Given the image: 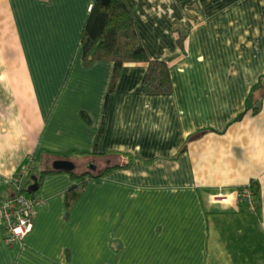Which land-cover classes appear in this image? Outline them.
Returning a JSON list of instances; mask_svg holds the SVG:
<instances>
[{
  "label": "crops",
  "instance_id": "obj_1",
  "mask_svg": "<svg viewBox=\"0 0 264 264\" xmlns=\"http://www.w3.org/2000/svg\"><path fill=\"white\" fill-rule=\"evenodd\" d=\"M125 2L173 92L147 94L148 64L126 63L96 144L112 65L81 61L94 0H0V196L28 166L37 200L12 243L0 207V264H264V0ZM94 150L135 162L68 212L71 171H45L86 170ZM251 183L255 212L237 197Z\"/></svg>",
  "mask_w": 264,
  "mask_h": 264
},
{
  "label": "trees",
  "instance_id": "obj_2",
  "mask_svg": "<svg viewBox=\"0 0 264 264\" xmlns=\"http://www.w3.org/2000/svg\"><path fill=\"white\" fill-rule=\"evenodd\" d=\"M186 36L187 33H181L178 38L181 47L184 45ZM80 47L81 61L86 68L100 62L110 63L112 65V73L107 86L104 103L103 121L97 134L96 144H98L100 136L104 131L107 101L109 96L115 91L122 68L126 63L145 62L148 64V70L143 81V87L147 94H170L173 92L168 61L154 59L149 55L137 30L135 16L125 0H94L84 27ZM261 87V84L258 85L256 90L258 89L257 91H259ZM252 100L253 98L251 96L249 102ZM184 150L185 147H182L179 153ZM79 153L86 154L85 152ZM88 153L94 158H101V164L105 160L106 166L103 167L102 165L103 168L99 171L86 169L70 172L74 184L66 193L68 212L81 198L91 180L95 179L100 181L108 171L118 168H129L135 162V156L130 153L110 151L108 154L107 152L100 153L96 150ZM110 153L112 155H119L120 157L118 156L116 161L108 162V155H111ZM57 157L63 158L67 157V155H59ZM100 162H98L99 165ZM59 171L62 170L51 169L45 172ZM25 186L22 193L35 198L36 191L30 190L29 187L27 188V184ZM251 187L254 190L256 198L259 200V186L256 183H251ZM15 196V192L6 197L0 196V207L6 200ZM244 210L247 211L246 209Z\"/></svg>",
  "mask_w": 264,
  "mask_h": 264
},
{
  "label": "built area",
  "instance_id": "obj_3",
  "mask_svg": "<svg viewBox=\"0 0 264 264\" xmlns=\"http://www.w3.org/2000/svg\"><path fill=\"white\" fill-rule=\"evenodd\" d=\"M26 167L23 168L25 170ZM21 174L15 181H11L16 190V196L6 200L1 206L2 216L7 231V242L12 243L23 240L30 232L33 225V216L36 210L37 200L21 192ZM218 198H226L219 192ZM238 199L249 211L255 212L259 201L251 186L242 187L237 195Z\"/></svg>",
  "mask_w": 264,
  "mask_h": 264
},
{
  "label": "water",
  "instance_id": "obj_4",
  "mask_svg": "<svg viewBox=\"0 0 264 264\" xmlns=\"http://www.w3.org/2000/svg\"><path fill=\"white\" fill-rule=\"evenodd\" d=\"M53 167L55 169H59V170L74 171L75 164H74V162H72L70 160L57 159L54 161ZM93 168H94V166H93Z\"/></svg>",
  "mask_w": 264,
  "mask_h": 264
},
{
  "label": "bare ground",
  "instance_id": "obj_5",
  "mask_svg": "<svg viewBox=\"0 0 264 264\" xmlns=\"http://www.w3.org/2000/svg\"><path fill=\"white\" fill-rule=\"evenodd\" d=\"M93 164H91L90 166L91 167H89L88 169H90V170H93L94 168H93V166H92ZM24 167H26V169L25 170H22L21 169V172H20V174H21V179H22V181H21V183H20V185H21V192H22V190H23V188H24V186H25V184H27V181H24V179H23V173L24 174H26V173H28L29 172V168H28V166H24ZM55 169V168H54ZM72 172V171H71ZM20 174H18L12 181H15L16 179H17V177L20 175ZM246 186H248V185H246ZM249 186H251V184L249 185ZM26 187V186H25ZM242 188V187H241ZM241 188H239V190L241 189ZM31 189V188H30ZM31 190H34V188H32ZM33 198V197H32ZM245 207V206H244ZM246 208V207H245ZM247 209V208H246ZM248 210V209H247ZM249 211V210H248Z\"/></svg>",
  "mask_w": 264,
  "mask_h": 264
},
{
  "label": "rangeland",
  "instance_id": "obj_6",
  "mask_svg": "<svg viewBox=\"0 0 264 264\" xmlns=\"http://www.w3.org/2000/svg\"><path fill=\"white\" fill-rule=\"evenodd\" d=\"M106 92H107V88H106V91H105V95H106ZM96 160L94 161H91L90 163L91 164H93L92 166H94L95 167V169H98V162H100L102 159L101 158H98V157H96L95 158ZM11 185L13 186V184L11 183ZM13 188L15 189V187L13 186Z\"/></svg>",
  "mask_w": 264,
  "mask_h": 264
}]
</instances>
